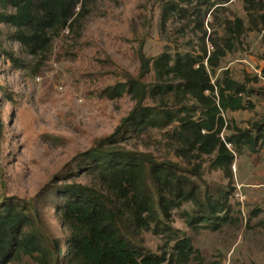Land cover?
I'll use <instances>...</instances> for the list:
<instances>
[{"label":"trees","instance_id":"1","mask_svg":"<svg viewBox=\"0 0 264 264\" xmlns=\"http://www.w3.org/2000/svg\"><path fill=\"white\" fill-rule=\"evenodd\" d=\"M228 2L160 0L163 14L176 12L191 22L199 51L147 58L141 48L137 50L138 75H127L125 81L104 90L110 100L131 98L134 107L128 116L110 135L76 155L64 167L63 177L42 186L33 199L0 205V264H19L24 258L36 264H187L194 254L198 256L190 240L175 237L168 226L171 211L190 204L200 211L197 223L225 221L226 195L202 194L194 180L203 177L208 163L210 171L221 172L230 182L235 154L244 149L255 154L264 146V118L242 130L224 117L252 109L248 98L256 91L220 66L228 53L238 49L246 32L261 33L264 43V0H242L246 21L226 15ZM78 3L0 0V24L9 25L13 39L37 59L32 71L46 60L61 33L81 23L75 14ZM207 15L213 20L209 35L204 26ZM215 27L222 28L223 35ZM6 56L15 62L12 54ZM149 75L152 81L144 82ZM157 98L159 104H145ZM153 131L161 134L160 147L173 160L160 163L120 146L131 136L141 139ZM2 136L0 119V141ZM181 161L185 167L179 166ZM81 172L94 176L101 188L65 182L67 174ZM53 212L59 228L47 220ZM148 232L166 236V244L173 243L171 253L143 249L136 238Z\"/></svg>","mask_w":264,"mask_h":264},{"label":"rangeland","instance_id":"2","mask_svg":"<svg viewBox=\"0 0 264 264\" xmlns=\"http://www.w3.org/2000/svg\"><path fill=\"white\" fill-rule=\"evenodd\" d=\"M78 1L75 14L81 23L53 41L48 57L36 71L31 67L37 59L13 39L9 25L0 24V205L12 199H33L42 186L63 177L64 167L76 155L110 135L128 116L134 107L131 98L124 95L110 100L104 90L125 81L127 75H138L139 48L147 58L163 52L199 51L191 22L176 12L163 14L160 0ZM224 7L229 12L226 15L246 21L242 0H229ZM212 24L207 15L204 26L208 35ZM215 31L223 35L222 28L215 27ZM6 54H12L15 62ZM220 66L235 81L256 91L248 98L252 109L224 114L237 127L247 129L250 122L264 118L262 34L246 32L238 49L228 53ZM143 81L150 83L152 75ZM159 103V98L145 102ZM160 141L161 134L153 131L141 139L131 136L120 146L153 156L160 163L173 160ZM260 147L255 154L245 149L235 154L230 182L221 172L210 171L208 163H204L203 177L194 180L202 194L211 193L214 198L219 192L226 195L229 208L225 221L197 223L200 211L190 204L171 211L167 222L174 236L188 238L198 253L187 264H264V146ZM179 166L185 164L181 161ZM66 176V183L101 188L89 173ZM47 220L59 228L54 212ZM136 241L155 254L171 253L173 245L166 244V236L150 232ZM19 264L36 263L24 258Z\"/></svg>","mask_w":264,"mask_h":264},{"label":"built area","instance_id":"3","mask_svg":"<svg viewBox=\"0 0 264 264\" xmlns=\"http://www.w3.org/2000/svg\"><path fill=\"white\" fill-rule=\"evenodd\" d=\"M231 2L234 1V0H230ZM228 148H230V145H227Z\"/></svg>","mask_w":264,"mask_h":264}]
</instances>
